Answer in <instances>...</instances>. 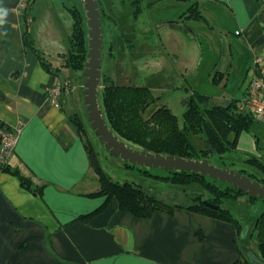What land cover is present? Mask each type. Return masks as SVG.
Segmentation results:
<instances>
[{
    "label": "crops",
    "instance_id": "crops-1",
    "mask_svg": "<svg viewBox=\"0 0 264 264\" xmlns=\"http://www.w3.org/2000/svg\"><path fill=\"white\" fill-rule=\"evenodd\" d=\"M194 2L201 8L206 2V17L203 14L204 19H199L205 21L202 33L217 30L246 53L239 77L245 84L236 99L241 101L250 79L264 76L252 66L255 55L264 57V0ZM189 6L178 15H157L154 28L163 45L167 39L181 41L177 30L186 31L164 22L181 20ZM0 7L8 10L6 23L0 26V126L10 131L21 128L5 163L43 187L42 195L28 191L17 177L0 170V264H231L239 254L236 229L184 209L155 211L140 218L119 210L112 199L98 215L81 220L104 198L87 196L98 189V183L69 118L75 109L71 101L60 99L63 92L70 95L71 91L62 90L57 104L50 99L49 89L60 81L43 67L37 53L24 48V9L17 8L16 0H0ZM164 9L170 11L171 7ZM199 20L185 19L197 37L198 31L188 21ZM32 32L36 35L33 23ZM34 44L53 68L62 67V74L65 53L56 51L60 63L55 65L46 55L54 51H47L36 39ZM228 47L230 59L219 69L226 81L234 62L231 44ZM169 49L176 50L170 44ZM236 150L264 161V123L257 121L252 131L242 132ZM243 247L249 249L246 243Z\"/></svg>",
    "mask_w": 264,
    "mask_h": 264
},
{
    "label": "rangeland",
    "instance_id": "rangeland-1",
    "mask_svg": "<svg viewBox=\"0 0 264 264\" xmlns=\"http://www.w3.org/2000/svg\"><path fill=\"white\" fill-rule=\"evenodd\" d=\"M157 1L140 0L137 10L131 4V0H97L102 30L100 74L109 77L116 84L149 87L155 101L150 104L145 114H150L159 104H166L176 115L179 126L183 129V114L187 109V101L194 92L207 95L210 106L225 105L242 95L245 81L240 80L239 77L241 64L247 56L236 41L225 37L217 30L209 28L202 33L201 27L205 25L204 20H199V23L188 21L198 31V37L195 38L178 29L177 34L181 36V41L167 39L163 40V45L154 28L157 15L169 12L172 16L178 15L197 0L188 4L183 0H165L159 6H155ZM202 4L200 10L204 14L207 6L206 2ZM74 5L78 9L83 8L81 0H35L30 9V13L34 15L33 31L36 33V35L33 34L34 42L36 39L44 49L54 51L53 54L46 55L55 65L60 63L58 62L60 58L55 54L56 51L67 54L70 49L71 15L67 7ZM164 7H171V10H162ZM195 24L199 26L196 27ZM167 25L164 26L165 29L168 28ZM169 44L176 50L171 51ZM229 44L233 50L234 62L229 79L226 81L225 76H220L219 69L230 59ZM237 47L240 51L235 54ZM63 68L62 75L66 77L65 82L69 81L64 90H70L71 93L69 95L63 92L60 99L63 102L71 101L75 113L82 118L89 140L98 152L99 164L105 173L121 183L131 182L148 189L152 194L167 196L177 201L185 200L190 193H206L203 184L174 182L166 177L169 176L166 170L158 168H143L149 173L146 175L139 170L138 166L127 167L119 158L113 157L98 141L87 122L82 96V72L68 67ZM101 88L100 84L99 97H101ZM235 89L239 92H235ZM187 136L196 149L205 148L204 140L199 134L188 132ZM248 156L234 150L222 156L211 154L206 159L218 167H229L243 174L253 173L261 177L263 171L248 163L246 161ZM222 207L239 219L242 229L249 227L243 244L246 243L248 250L264 262L260 257L258 234L254 227L255 218L264 211V201L262 199L250 201L248 195L241 194L237 198L223 199Z\"/></svg>",
    "mask_w": 264,
    "mask_h": 264
},
{
    "label": "trees",
    "instance_id": "trees-1",
    "mask_svg": "<svg viewBox=\"0 0 264 264\" xmlns=\"http://www.w3.org/2000/svg\"><path fill=\"white\" fill-rule=\"evenodd\" d=\"M34 1L29 0L24 8V48L37 53L43 67L49 73L56 76L62 75V67L53 68L44 56L35 49L32 32L34 16L30 14ZM139 1L131 0V4L137 10ZM68 11L72 17V26L70 49L63 56L64 67L82 72L88 50L85 11L83 8L82 10L78 9L75 5L69 7ZM179 18L182 21L189 18L199 20L204 19V16L196 2L192 3ZM100 84L102 91L99 104L107 126L121 141L138 150L191 159H206L211 154L222 156L236 150L240 134L252 131L257 123L248 113L239 110L240 101L238 100H231L225 105L210 106L208 105L207 95L194 92L187 101V109L183 114L184 126L181 129L176 115L166 104H159L150 114H145L150 104L155 101L149 87L145 85L116 84L107 76H101ZM66 87L67 83L65 84ZM69 118L77 128L87 153L89 167L95 173L98 182V189L87 194V196L104 198L100 206L87 215L81 216V220L87 221L98 215L112 199H115L119 210L128 211L140 218L150 217L155 211L173 212L175 209H184L230 223L239 236L242 225L238 218L228 209L222 207V201L225 198H237L244 193L231 188L226 183L213 180L199 173L166 170L169 173V176H166L168 179L183 184L190 182L203 184L206 193L203 195L190 193L188 198L186 197L183 201H177L169 197L170 202L146 195L142 186L127 181L121 183L105 173L99 164L98 152L89 140L83 120L75 112L70 114ZM188 132L199 134L204 140L205 148L196 149L188 139ZM246 161L263 171L261 177L253 173L246 174L264 183V161L256 156H248ZM123 163L127 167H137L136 165L131 166L128 162ZM143 168L145 167H139V170L149 175L148 171ZM0 170L17 177L21 186L26 190L42 195L43 187L35 185L32 178L25 176L18 168L0 163ZM249 199L250 201L255 200L251 197ZM254 227L258 234L260 257L264 261V211L255 218ZM243 241L241 240L239 243L238 257L231 264H257L246 255L243 249Z\"/></svg>",
    "mask_w": 264,
    "mask_h": 264
},
{
    "label": "water",
    "instance_id": "water-1",
    "mask_svg": "<svg viewBox=\"0 0 264 264\" xmlns=\"http://www.w3.org/2000/svg\"><path fill=\"white\" fill-rule=\"evenodd\" d=\"M83 10L85 11L88 50L83 77V104L86 110L87 122L94 131L98 141L104 145L105 149L113 157L119 158L123 162H128L131 166L158 168L169 171H186L199 173L213 180H218L228 184L251 198L262 199L264 201V184L257 179H253L242 172L235 171L229 167H218L209 162L208 159H191L174 155H163L151 153L146 150H138L121 141L107 126L99 104V85H100V61L102 48V30L100 9L97 0H81ZM164 24L175 25L185 30L195 38L197 35L194 30L185 22L178 19H170ZM62 89L65 88V78L58 75ZM146 195H151L158 200L170 202L169 197L152 194L148 189H144ZM203 195V194H201ZM249 232V227L241 229L239 240H244ZM246 255L261 264L262 261L251 251H245Z\"/></svg>",
    "mask_w": 264,
    "mask_h": 264
},
{
    "label": "built area",
    "instance_id": "built-area-1",
    "mask_svg": "<svg viewBox=\"0 0 264 264\" xmlns=\"http://www.w3.org/2000/svg\"><path fill=\"white\" fill-rule=\"evenodd\" d=\"M29 0H16L19 10H23ZM253 68L264 73V57L255 55L252 60ZM60 85H54L49 89L50 99L57 104V98L61 93ZM239 110L248 113L256 121L264 123V76H253L245 90L244 98L239 102ZM21 128L14 131L4 129L0 126V163H5L6 157L15 147Z\"/></svg>",
    "mask_w": 264,
    "mask_h": 264
},
{
    "label": "clouds",
    "instance_id": "clouds-1",
    "mask_svg": "<svg viewBox=\"0 0 264 264\" xmlns=\"http://www.w3.org/2000/svg\"><path fill=\"white\" fill-rule=\"evenodd\" d=\"M8 15V10L4 7H0V26L6 23V17Z\"/></svg>",
    "mask_w": 264,
    "mask_h": 264
},
{
    "label": "flooded vegetation",
    "instance_id": "flooded-vegetation-1",
    "mask_svg": "<svg viewBox=\"0 0 264 264\" xmlns=\"http://www.w3.org/2000/svg\"><path fill=\"white\" fill-rule=\"evenodd\" d=\"M139 2H140V1H139ZM183 22H185V20H184Z\"/></svg>",
    "mask_w": 264,
    "mask_h": 264
},
{
    "label": "bare ground",
    "instance_id": "bare-ground-1",
    "mask_svg": "<svg viewBox=\"0 0 264 264\" xmlns=\"http://www.w3.org/2000/svg\"><path fill=\"white\" fill-rule=\"evenodd\" d=\"M254 75H255V73H254Z\"/></svg>",
    "mask_w": 264,
    "mask_h": 264
}]
</instances>
